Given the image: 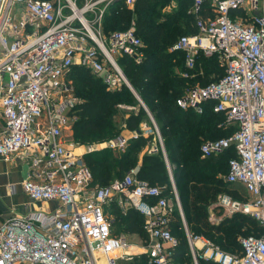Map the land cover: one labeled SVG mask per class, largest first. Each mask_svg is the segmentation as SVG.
<instances>
[{
	"label": "built area",
	"instance_id": "built-area-1",
	"mask_svg": "<svg viewBox=\"0 0 264 264\" xmlns=\"http://www.w3.org/2000/svg\"><path fill=\"white\" fill-rule=\"evenodd\" d=\"M192 1L198 31L180 36L171 48L184 53L180 74L203 72L200 56L216 58L225 73L190 87L177 105L203 113L213 102L226 125L236 126L228 137L204 141L200 150L205 158L234 147L225 179L242 185L250 199L241 202L222 194L218 206L230 214L250 215L262 233L240 238V251L229 252L189 229L161 130L145 102L141 106L150 123L144 122L142 134L154 135L149 152L161 150L167 161L168 192L139 178L138 167L123 179L94 185L84 159L94 145L83 151L78 143L69 147L65 133L73 126L78 103L70 79L73 66L88 68L111 91L126 85L134 93L118 59L144 60L135 22L109 34L103 24L108 14L132 8L136 0H0V155L27 160L24 192L56 204L0 223V264H120L140 255L152 264H188L176 257L181 242L172 230L176 211L191 264H264V0ZM117 106L125 116L137 110L126 103ZM140 135L134 131L132 138ZM128 140L121 135L105 146L125 150ZM116 208L123 213L134 208L143 215L146 239L131 241L114 233Z\"/></svg>",
	"mask_w": 264,
	"mask_h": 264
},
{
	"label": "trees",
	"instance_id": "trees-1",
	"mask_svg": "<svg viewBox=\"0 0 264 264\" xmlns=\"http://www.w3.org/2000/svg\"><path fill=\"white\" fill-rule=\"evenodd\" d=\"M180 2L174 13L161 19L158 18L159 12L155 7L157 0H136L132 8L125 6L108 14L103 24L104 32L109 34L115 30L126 29L131 23L132 15L137 14V34L145 42L144 60L138 63L124 55L118 62L159 125L189 229L194 233L204 234L229 252H236L241 249L238 239L240 235L249 231L259 235L262 228L257 220L243 213L219 224H214L208 219V205L221 187L225 186L222 175L227 174L229 160L235 156V150L230 147L217 155L203 158L200 146L204 141L230 136L236 126L226 125L224 113L214 111L213 102L205 105L203 113L191 109L183 110L177 105V98L184 94L186 88L194 85L196 79L178 75L177 69L185 70L184 53L170 48L180 36L198 31L196 17L194 19V13L189 11L188 7L193 1ZM206 6L207 4H204V7ZM177 24L186 25L187 30L176 37L175 32L181 29L175 27ZM199 60L206 72V77L198 76L203 85L224 75V67L219 65L216 58L200 56ZM211 73L216 75L209 79ZM70 79L75 95L83 99L82 102L76 103L72 110L76 116L72 126L75 143L85 146L105 144L120 137L124 129L141 133L139 137L128 140L125 151L105 146L84 154L85 162L93 174V184L104 186L116 178L123 179L129 170L138 167L139 178L151 184H164L168 192L171 189V177L167 161L161 150L157 153L149 152L155 139L154 135L142 134V124L150 123V119L131 89L126 85L119 91L106 89L101 79L80 65L73 66ZM119 103L135 105L138 108L125 116V113L118 109ZM226 130L228 132L225 135L219 136ZM145 148L146 151L139 162V153ZM229 184L243 189L248 194L242 185ZM114 213V232H136L139 237L146 239L144 217L140 212L130 208L126 215H121L119 213L122 211L116 208ZM181 223L176 211L172 230L181 240L176 257L182 262L186 258L188 264H191L190 257L185 256L188 245L184 232L180 230ZM120 264L152 263L146 255H140L132 260H122ZM200 264L214 263L201 260Z\"/></svg>",
	"mask_w": 264,
	"mask_h": 264
},
{
	"label": "crops",
	"instance_id": "crops-1",
	"mask_svg": "<svg viewBox=\"0 0 264 264\" xmlns=\"http://www.w3.org/2000/svg\"><path fill=\"white\" fill-rule=\"evenodd\" d=\"M2 123L3 120L0 117V130ZM133 132L124 129L122 136L131 139ZM77 146L83 151V145L78 144ZM28 174L29 163L27 160L19 155L11 160H5L0 155V223L10 217H21L28 212L41 209L50 210L56 206L54 202L32 199L24 192L23 181L28 177ZM18 264L26 263L19 262Z\"/></svg>",
	"mask_w": 264,
	"mask_h": 264
},
{
	"label": "rangeland",
	"instance_id": "rangeland-1",
	"mask_svg": "<svg viewBox=\"0 0 264 264\" xmlns=\"http://www.w3.org/2000/svg\"><path fill=\"white\" fill-rule=\"evenodd\" d=\"M153 1H156V0H153ZM157 3L158 4L155 7H156L157 11L159 12L158 13V18L162 19V18L166 17L168 14L174 13V11L178 9V7H179L181 2H180V0H157ZM188 7H189V11H192L194 13V19H195L196 12L194 11V5L192 4V5L188 6ZM136 19H137V14H133L132 18H131V21L135 22V26H136V23H137ZM175 27L181 28L179 31L175 32L176 37L186 33V30H187V29L185 30L186 25L177 24V25H175ZM183 30H185V31H183ZM144 45H145V42L143 40V46H142L143 53H144ZM75 66H78V65H75ZM177 72L179 73L178 75L180 77H183L180 74V72H181L180 68L177 69ZM215 75H216L215 73H211L208 78L209 79L214 78ZM198 76H203V78L206 77L205 70H203V72H201V73H197L195 75H192L190 77H185V78L192 79V80L196 79L194 85L203 84V82L201 80H198ZM194 85H190L189 88L194 86ZM189 88H186V90H188ZM74 94H75V91H74ZM77 98H78V103L82 102L83 99H81L80 97H77ZM137 100L141 104V102L139 101L138 98H137ZM137 108H138V106H137ZM227 132L228 131L226 130L225 132L220 133L219 136L225 135V133H227ZM65 135H66L67 140L69 141V144H70L69 147L71 149H74L75 140H74V130H73V128H70L69 131H67L65 133ZM100 144L99 143L94 144V147H95L94 150H97V149H100L102 147H105V144H101V145ZM83 146H85V145H83ZM118 151H125V150H118ZM145 151H146V148L142 149V151L139 153V158H138L139 162L141 161V158H142V156H143ZM225 176H226V173H225L224 176L222 175V179L224 181L223 183H224L225 186L221 187L222 189L214 196L215 198L208 205V219H209L210 222H212L214 224L222 223L223 221H225L227 219H231V218L237 217V214H240V213L230 214L224 208L218 206V200H219L220 195L228 194V195L232 196L234 199H237V200H239L241 202H246V201H248L250 199V195L245 193L243 189L234 187L233 185H230L226 181ZM158 185L161 186L162 188L165 187L164 184H158ZM228 188H231V189L229 190ZM119 214L126 215V213H123V212L119 213ZM115 217H116V215L113 212V218H115ZM117 232H114V233L118 234V235H121V234L128 235L129 238H130L129 240H131V241H134L133 237H137L139 235L136 232L135 233L134 232H130L129 233V232H123V231L118 232V233ZM251 233L252 232L249 231L246 234L240 235L238 237V239H240V238H242V237H244V236H246L248 234H251Z\"/></svg>",
	"mask_w": 264,
	"mask_h": 264
},
{
	"label": "water",
	"instance_id": "water-1",
	"mask_svg": "<svg viewBox=\"0 0 264 264\" xmlns=\"http://www.w3.org/2000/svg\"><path fill=\"white\" fill-rule=\"evenodd\" d=\"M133 91H134L135 96L139 99V101L142 102V104H144V101L142 100L141 96L135 91V89H133ZM144 105H145V108L148 109L147 106H146V104H144Z\"/></svg>",
	"mask_w": 264,
	"mask_h": 264
}]
</instances>
